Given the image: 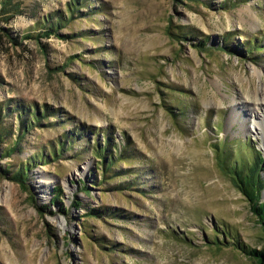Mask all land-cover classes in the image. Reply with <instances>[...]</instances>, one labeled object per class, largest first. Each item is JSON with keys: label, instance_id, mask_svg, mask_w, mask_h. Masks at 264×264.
Segmentation results:
<instances>
[{"label": "rangeland", "instance_id": "obj_1", "mask_svg": "<svg viewBox=\"0 0 264 264\" xmlns=\"http://www.w3.org/2000/svg\"><path fill=\"white\" fill-rule=\"evenodd\" d=\"M72 1L0 18V264H255L211 245L264 250L213 145L264 160L250 122L229 127L235 108L264 116V0Z\"/></svg>", "mask_w": 264, "mask_h": 264}, {"label": "trees", "instance_id": "obj_2", "mask_svg": "<svg viewBox=\"0 0 264 264\" xmlns=\"http://www.w3.org/2000/svg\"><path fill=\"white\" fill-rule=\"evenodd\" d=\"M78 2L72 1L68 5V10L70 12H73L74 9L77 7ZM20 7L19 5H16L13 0H0V18L3 19V21H8L9 15H16L19 13ZM60 19L57 20L56 26H51L48 28L47 31L43 32L42 35L44 37H49L52 35V33H56L59 28H62V25H65L63 23H60ZM13 40V39H12ZM29 124L26 125V129L29 128ZM72 137V136H71ZM20 138V137H19ZM3 141V138L0 135V142ZM17 143L14 145L15 147L18 145ZM62 144V143H61ZM241 145L245 146L244 143H241ZM14 147V148H15ZM14 148L10 150V152H13ZM251 150V149H250ZM213 151L215 154V162L217 165V168L221 173H223L226 176H229L233 182V185L235 188L241 193V195L246 199V201L249 203L250 208L254 215L258 217L260 220L261 225L264 226V201H262V191L264 190V179L262 178V172L264 171V160L259 152L255 150H251V159L250 161L243 162L240 160L239 162L235 160H231V156L227 153V151H224L221 144H214L213 145ZM55 151H52L50 154V158H52L53 161H56V159H60L56 157L54 154ZM11 153H7V157L10 156ZM97 158H101L100 154H95ZM55 157V158H54ZM103 158V157H102ZM55 159V160H54ZM39 163L46 164L48 163L47 157H41L39 158ZM100 163H103L100 161ZM34 166V164L32 165ZM28 168L27 166H21L15 174H13V177L11 180L17 184H21V186L28 190L26 182L28 179ZM54 196V202L58 201L59 198L62 196V191L57 188L53 192ZM79 204L75 201L74 207H78ZM93 214V213H91ZM95 215V214H93ZM223 234V238H226L227 236ZM215 237H217L215 235ZM233 242H224V243H216L212 242L211 245H223V246H229L232 245L235 250L239 251L240 253L244 254L248 259L251 261H254L255 264H264V250L258 251L256 249H251L247 246H245L242 242L238 240L237 237L231 238ZM264 240V239H263ZM223 242V241H222ZM264 246V243H263Z\"/></svg>", "mask_w": 264, "mask_h": 264}, {"label": "bare ground", "instance_id": "obj_3", "mask_svg": "<svg viewBox=\"0 0 264 264\" xmlns=\"http://www.w3.org/2000/svg\"><path fill=\"white\" fill-rule=\"evenodd\" d=\"M249 24L251 25V27H255L256 26V16H250V20H248ZM248 24V25H249ZM253 74H256L258 75L259 77L262 76L261 74V71L257 70V69H253ZM256 95V98L254 99V102H252L255 106L259 107V104L261 105V102L263 103L264 102V87L260 90V93H255ZM248 98H245V101L243 102L244 104L246 103V101H249L247 100ZM243 107H248L246 105H243ZM238 108H235L234 111H233V114L232 116L229 118V127L232 126L236 121H240L241 123V130H245V124H246V121L250 122L251 123V126L250 128L252 130H254L256 132V134H258L262 139L264 138V131H262V125H260L259 122H256V118L258 117L259 118V115H261L262 117L263 114L260 113H256L253 109H247V113H244L243 115V118L240 119L237 117V114L239 113L237 111ZM243 111L240 109V113H242ZM248 114V116H247ZM263 123H264V119L262 120ZM262 123V124H263ZM260 130V131H259ZM36 184L38 185L37 187L41 190V197H46L44 195L45 191L48 189V184H49V181H47L46 179L44 178H40L36 181ZM263 196H264V193H263Z\"/></svg>", "mask_w": 264, "mask_h": 264}]
</instances>
